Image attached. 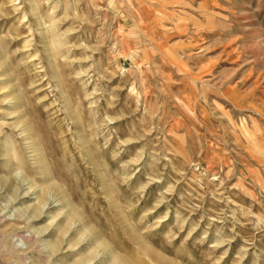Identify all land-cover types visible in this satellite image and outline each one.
<instances>
[{
    "label": "rangeland",
    "instance_id": "obj_1",
    "mask_svg": "<svg viewBox=\"0 0 264 264\" xmlns=\"http://www.w3.org/2000/svg\"><path fill=\"white\" fill-rule=\"evenodd\" d=\"M0 264H264V0H0Z\"/></svg>",
    "mask_w": 264,
    "mask_h": 264
}]
</instances>
